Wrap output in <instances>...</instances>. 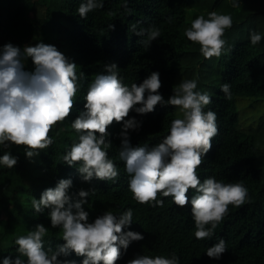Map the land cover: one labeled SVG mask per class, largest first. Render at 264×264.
I'll list each match as a JSON object with an SVG mask.
<instances>
[{"label":"trees","instance_id":"obj_1","mask_svg":"<svg viewBox=\"0 0 264 264\" xmlns=\"http://www.w3.org/2000/svg\"><path fill=\"white\" fill-rule=\"evenodd\" d=\"M82 0H0V47L11 43L23 49L38 42L54 45L77 65L79 91L71 115L55 125L50 136L53 144L29 161L24 147L0 146V156L10 152L18 163L9 169L0 165V264L4 256L15 258V239L26 235L35 225L48 229L44 237L45 249L53 250L63 244L60 228H52L48 209L36 213L32 200L54 188L60 179H71L70 195L83 189L89 192L84 205L91 222L105 211L119 216L133 210L132 224L124 231L139 232L143 240L133 241L116 264H126L137 254L171 258L179 264H264V0H101L103 8L79 16ZM195 7L193 11L190 9ZM231 15L233 24L222 37L225 48L220 57L205 59L199 44L184 35L191 21L207 13ZM113 25L114 27L110 28ZM158 28L161 35L150 45L145 35L137 32ZM262 39L257 45L250 42V33ZM115 63L125 85L141 83L152 72H159L161 95L167 100L183 80H196L197 91L207 92L213 103L205 108L217 114L219 134L212 140L211 150L197 169L201 181L215 177L224 183H242L248 198L240 207L229 206L228 215L218 224L214 235L198 240L191 216V205L177 207L171 197L158 196L163 206L138 204L128 188L129 176L119 159L121 124L113 122L107 129L111 147L109 158L119 172L115 180L93 178L83 181L78 166H68L63 156L78 133L71 122L83 110L89 85L97 74L105 73V65ZM30 58L25 70L32 71ZM230 85L231 98L220 90ZM142 125L129 131L133 146H153L169 132L171 121L182 118V112L172 106L157 105L155 111L140 115L130 112ZM31 180L23 185L27 174ZM196 193L190 190L189 199ZM78 198V197H77ZM226 242L227 251L220 259L209 258L206 251ZM59 259L75 260L83 257L71 253Z\"/></svg>","mask_w":264,"mask_h":264},{"label":"clouds","instance_id":"obj_2","mask_svg":"<svg viewBox=\"0 0 264 264\" xmlns=\"http://www.w3.org/2000/svg\"><path fill=\"white\" fill-rule=\"evenodd\" d=\"M232 6L239 7L238 0H233ZM98 8H103L101 0H82L77 11L86 19L89 12ZM232 24L231 15L211 11L207 18L199 15L192 20L184 35L199 44L205 59L220 57L226 44L222 37ZM145 31L146 45L161 35L155 27L136 35H145ZM261 39L260 34L250 33L252 45ZM28 58L34 65L32 71L25 70ZM76 68L54 45L38 42L21 49L8 43L0 47V146H23L26 158L31 161L53 144L52 128L63 123L75 107L79 91ZM197 86L196 80H183L165 100L159 92L162 87L159 72L154 71L141 83L128 86L119 77L115 63L105 65V73L96 75L83 97V110L71 122V128L79 134L78 142L66 151L63 162L68 166L79 165L77 170L83 181L115 180L119 172L106 151L111 147L107 129L113 122L121 124L118 156L129 176L128 188L133 199L138 204L161 207L164 201L158 196L171 197L180 208L190 204L195 238L203 240L214 235L230 205L245 204L248 189L242 183H224L215 177L201 181L197 173L212 148V140L219 134L216 112L205 111L213 103L212 97L197 91ZM220 90L231 98L228 83ZM157 105L179 109L182 118L171 121L168 134L158 144L133 146L129 131L139 130L142 122L129 118L130 112L148 114ZM17 163L18 157L10 152L0 156V165L9 169ZM71 187V179H60L54 188L45 189L38 200H32L36 213L49 210L51 227L61 229L64 243L56 250L45 249L48 229L42 223L37 224L15 239L18 255L4 256L2 264H77L75 260L59 259L71 253L83 257L81 264H116L121 249L126 251L131 242L144 239L139 232L124 231L132 224L131 208L119 216L105 211L90 222L89 212L84 208L89 192L81 189L70 195ZM190 190L196 193L191 199L187 195ZM226 251V242L221 238L207 249L206 255L220 259ZM126 264H179V259L174 254L171 258L137 254Z\"/></svg>","mask_w":264,"mask_h":264},{"label":"rangeland","instance_id":"obj_3","mask_svg":"<svg viewBox=\"0 0 264 264\" xmlns=\"http://www.w3.org/2000/svg\"><path fill=\"white\" fill-rule=\"evenodd\" d=\"M194 9H196V8L193 6L190 10L193 11ZM30 180H31V175L28 173L27 174V179L25 180L23 185L24 186L27 185L30 182Z\"/></svg>","mask_w":264,"mask_h":264}]
</instances>
